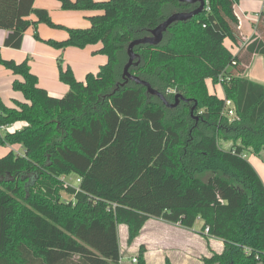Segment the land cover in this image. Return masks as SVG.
<instances>
[{
	"label": "trees",
	"instance_id": "obj_1",
	"mask_svg": "<svg viewBox=\"0 0 264 264\" xmlns=\"http://www.w3.org/2000/svg\"><path fill=\"white\" fill-rule=\"evenodd\" d=\"M58 1L64 10L97 12L86 16L88 26L73 27L53 21L34 0H0L3 45L20 48L29 27L44 40L37 25L45 23L67 33L45 39L48 45L101 42L97 52L106 61L78 80L57 58L69 89L52 96L27 58L0 55V65L20 75L13 88L24 95L13 107L0 101V126L24 122L0 135V145L23 148L0 156V264H120L118 226L126 225L130 244L150 217L185 228L202 220L200 232L223 241L204 264H264V182L247 158L250 152L264 162V84L243 75L253 53L264 57V43L256 37L242 44L238 0H205L201 13L172 23L159 44L134 47L140 62L129 71L170 101L171 88L190 99L175 107L133 80L120 85L126 49L171 13L195 5ZM226 39L239 46L236 53ZM206 79L221 84L224 95L210 93ZM195 102L197 118L190 114ZM69 174L79 178L76 185L63 183ZM144 252L140 246L133 264H146Z\"/></svg>",
	"mask_w": 264,
	"mask_h": 264
},
{
	"label": "crops",
	"instance_id": "obj_2",
	"mask_svg": "<svg viewBox=\"0 0 264 264\" xmlns=\"http://www.w3.org/2000/svg\"><path fill=\"white\" fill-rule=\"evenodd\" d=\"M34 6L47 8L53 21L73 27L88 26L89 21L86 16L94 12L90 10H64L58 0H34ZM234 11L239 19L244 40L242 44L252 41L256 37H259L258 39L264 43V0H238L234 5ZM260 14L262 15L261 30H257L256 25L260 19ZM30 18L36 19L35 15H31ZM33 32V27H29L24 32L20 48H11L3 45L7 30L0 28V55L2 58L13 59L16 62L27 58L31 72L37 77V84L52 96H62L69 89L67 84L59 80L56 61L59 55H64L62 56L63 64L67 63L71 67L78 80H84L87 72H96V65L106 61V55L97 52L101 47V42L89 44L83 48L68 46L64 49H56L44 40L48 38L64 39L67 35L65 30L50 27L45 23H38V35L44 40L35 38ZM226 40L224 41L225 45L233 53H236L239 46L232 45L229 40V43ZM71 53L75 54L77 60L66 57L67 54ZM243 75L248 79L264 84V57L262 54H252L251 61L246 66ZM15 79H21L20 75L14 74L11 70L0 65V101L9 107H13L15 101H24L23 93L13 88ZM210 84H212L211 80L206 79L207 87ZM14 147L15 145L3 146L0 155L6 154L8 150H13ZM248 160L256 169L252 159ZM174 226L175 234L173 236L156 237L144 231L147 234L144 241L146 264H165L166 259L171 264H204L203 257H209L213 252H220L223 248L221 239L198 232L194 225L191 228H185L178 224H174ZM201 234L205 237V242L202 241ZM120 255V258L123 259L122 253ZM131 264L133 263L131 262ZM257 264L262 263L258 262Z\"/></svg>",
	"mask_w": 264,
	"mask_h": 264
},
{
	"label": "rangeland",
	"instance_id": "obj_3",
	"mask_svg": "<svg viewBox=\"0 0 264 264\" xmlns=\"http://www.w3.org/2000/svg\"><path fill=\"white\" fill-rule=\"evenodd\" d=\"M94 12H97V11H94ZM94 12H92V13H94ZM226 41L229 43L228 40H226ZM71 49H74V48H71ZM62 56H64V55L63 54L59 55L57 58H62V60H63ZM66 57L69 59H72V60H77L75 54H73V53L67 54ZM62 63H64V61ZM65 64H67V63H65ZM65 64H63V66H65ZM100 64H102V63H98L96 65V67H95L96 70L98 69ZM207 88H208V91L210 93H214L215 95H217L219 97L223 96V89H222L221 84H215V85L210 84ZM170 90H171L170 93H172L173 95L175 93H177L175 88H171ZM225 113H226V110H225ZM193 115L199 116V112L196 113V111H194ZM23 123H24L23 121H15L11 124L5 125V126H3V129L1 132L5 133L6 131H13L15 129H18L21 127L20 125H23ZM13 145H15V147L13 149V150H16V151H14L15 153H19V154L23 153V148L21 147L20 144H18V145L13 144ZM224 146L227 147L228 143H226ZM2 150H3V145H0V151H2ZM247 157H248V159H252L253 164L255 165L257 171L261 175L262 181L264 182V162L259 157L252 155L250 152L247 153ZM61 179H62L64 184H71V185L77 184V177L74 174L62 176ZM67 197H68V195H66L65 193H62V198H67ZM159 226H163V227H159ZM201 226H202V220H200V219L196 220V222L194 224V228L198 232L201 231ZM174 228H175V226L173 223H169V222H166V221L158 219V218L150 217L145 222L144 226L142 227V229L140 231V233L141 232L142 233L139 234V238L137 236L130 244H128L127 243V227L124 224L119 225L118 226V240H119L120 253H122V257H123L122 264H131V256L132 255L137 256L140 246H142L143 248L145 247L144 241L147 238V234L145 232H147L149 235L152 234L156 237L157 236L158 237H167V236H173V234H175L173 231ZM200 237H201L202 241L205 242V237L202 234Z\"/></svg>",
	"mask_w": 264,
	"mask_h": 264
},
{
	"label": "water",
	"instance_id": "obj_4",
	"mask_svg": "<svg viewBox=\"0 0 264 264\" xmlns=\"http://www.w3.org/2000/svg\"><path fill=\"white\" fill-rule=\"evenodd\" d=\"M179 2H185L192 5H195L194 8L188 11H178L171 13L168 17H166L163 21H161L156 27L150 30V34L146 35L141 38L134 39L129 42L126 52H127V61L124 64L123 72H122V79L123 81L120 82V85L123 86L128 80H133L137 84H141L146 87V92L149 95H155L161 99V101L167 107H175L180 100L189 101V98H185L182 93H175L173 95V101L171 102L163 93L159 92L158 90L154 89L150 83L141 79L139 76L132 74L129 71V68L132 65H138L140 62V55L134 51V47L138 44H150V45H157L159 44L162 39L164 33L167 31L168 27L178 21H186L191 19L193 16L201 13L205 8V0H178ZM117 84L116 86H118ZM117 88V87H116ZM197 103L195 102L190 108V114L193 115L196 109ZM194 116V115H193ZM197 118L198 116H194Z\"/></svg>",
	"mask_w": 264,
	"mask_h": 264
},
{
	"label": "built area",
	"instance_id": "obj_5",
	"mask_svg": "<svg viewBox=\"0 0 264 264\" xmlns=\"http://www.w3.org/2000/svg\"><path fill=\"white\" fill-rule=\"evenodd\" d=\"M167 92L168 93H170L171 92V90L170 89H168L167 90ZM226 103H227V105H230V101L229 100H226ZM234 114V112H233V109L232 108H228V115H233ZM2 129H3V126H0V135H2ZM79 181V178H77V182ZM122 260V259H121ZM121 260H120V263H121ZM131 262L133 263V262H136V256H133L132 258H131Z\"/></svg>",
	"mask_w": 264,
	"mask_h": 264
}]
</instances>
